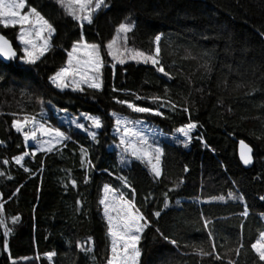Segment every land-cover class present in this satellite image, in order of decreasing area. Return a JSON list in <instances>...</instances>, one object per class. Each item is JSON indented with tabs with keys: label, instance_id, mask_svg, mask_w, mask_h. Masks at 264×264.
I'll return each mask as SVG.
<instances>
[{
	"label": "trees",
	"instance_id": "obj_1",
	"mask_svg": "<svg viewBox=\"0 0 264 264\" xmlns=\"http://www.w3.org/2000/svg\"><path fill=\"white\" fill-rule=\"evenodd\" d=\"M26 2L57 31L53 48L35 65L0 61V172L5 173L0 176V219L10 230L5 236L0 226V264H107L111 240L99 204L105 185L134 199L150 222L140 239L139 264H227L228 259L259 264L250 245L264 231V0H106L109 7L83 29L86 41L102 45L103 88L83 92L60 91L49 80L66 64L67 51L81 29L54 0ZM121 22L135 25L128 33L132 49L154 54L155 36H161L160 63L172 79L148 64L112 67L103 45ZM0 32L18 50V30L0 27ZM206 62L210 71L202 67ZM137 95L142 99L136 100ZM156 96L177 108H161L164 115L155 116L133 113L115 102L155 109L158 104L151 98ZM37 98H43V110L96 115L103 127L93 141L86 132L61 125L71 136L66 147L25 157L22 164L30 169L25 172L15 158L28 149L12 122L39 113ZM112 113L143 120L166 134L190 121L197 128L187 147L163 140L162 175L156 179L145 163H119L112 147L118 142L112 134ZM240 141L253 151L249 169L238 156ZM81 148L88 149L94 168L81 166ZM73 180L76 187L71 186ZM156 211L161 212L159 218L153 215ZM204 219L211 221L208 229ZM165 237L176 239L178 246ZM240 242L243 248L237 256L234 250ZM78 244L92 250L81 251ZM200 247L213 254L196 255ZM50 253L55 255L49 258ZM215 254L223 259L215 260Z\"/></svg>",
	"mask_w": 264,
	"mask_h": 264
},
{
	"label": "snow or ice",
	"instance_id": "obj_2",
	"mask_svg": "<svg viewBox=\"0 0 264 264\" xmlns=\"http://www.w3.org/2000/svg\"><path fill=\"white\" fill-rule=\"evenodd\" d=\"M55 3L63 9L64 13L71 17L76 22L81 32L78 38L72 42L70 50L67 51L66 64L55 71L50 77V83L60 91L69 89L73 92H83L85 86L88 89L101 91L103 88L102 70L105 67L104 56L102 55V45L95 42H88L84 39L83 29L85 24L92 25L94 16L102 9L109 7L106 0H55ZM27 8V11L25 9ZM0 27L18 28V41L22 45L20 51L22 55H18L12 43L2 34H0V57L9 61L18 60L24 65H35L41 57L53 48L52 37L56 34L54 25L46 19L35 7L27 4L26 0H0ZM135 25L129 22H121L115 29L116 35L107 44L103 45L107 50V55L116 64L123 65L129 59L137 63L151 64L157 72L162 73L165 77L172 79L169 72L165 71L160 63V41L161 36H155L156 47L154 54L145 53L144 51L130 49L127 47L128 33H131ZM207 38V37H204ZM119 41V44H118ZM208 55L207 52L204 53ZM194 58V57H193ZM206 70L210 71L209 63L202 65ZM2 79V77H0ZM116 91V89H114ZM167 89H165V94ZM136 100L142 99L140 96L135 97ZM151 101L157 103V108L138 106L137 104L117 99L118 104H125L133 113H148L155 116H163L161 108L170 107L175 110L177 104L164 97H152ZM37 103L41 105L40 112L36 115H24L22 120L14 119L12 128L23 136L25 142L34 141L36 143V151L44 153H52L54 150H59V146H65V141L71 140V136L67 135L59 128H53L47 125L43 120V98H37ZM51 104V101L48 102ZM184 112H188L187 107H183ZM66 113V109L59 110ZM83 119L89 124L88 136L93 141H96V132L90 129H101L103 127L102 119L96 115L82 114ZM40 116L41 119H37ZM115 121V131L119 134V146L122 148V153L119 163L127 165L131 157L142 163H146L154 178L159 179L162 175L161 157L163 149L160 147L156 138L159 136V129L153 131V141L150 143L148 136L144 132V121L131 120L127 117L119 116L117 113H112ZM70 125H74L77 129H85V124L79 123L76 118H65ZM28 128L27 131L25 129ZM197 128V123L188 122L186 125L178 128L176 131L183 137L182 143L184 147L188 146L192 136L191 133ZM37 133L42 137L38 139ZM240 159L245 165L252 163V149L248 145L241 142ZM33 155L35 152L32 153ZM29 155L25 152L23 155L15 158V163L21 165L25 172L30 169L22 164L24 157ZM8 163L7 160L4 161ZM85 164L88 168H94L91 160L88 158V149L81 148V166ZM185 171L187 169L185 168ZM5 175L0 172V176ZM11 178V177H9ZM123 186L129 187L127 179L120 177ZM71 186L76 187V182L71 181ZM114 189L109 185L103 188L104 196L99 200V204L103 206V215L107 221V234L111 238L110 257L107 259V264H137L141 252L138 248V243L144 229L150 226L147 217L140 212L136 207L134 199H125L124 194L113 195ZM166 195V194H165ZM112 196V199H109ZM223 199V197H221ZM168 201L165 199L164 208H167ZM0 213H3V204H0ZM156 218L161 215L160 211L153 213ZM247 216V209L242 213ZM19 218L13 219L12 223H16ZM210 220L204 219L203 226L208 229ZM0 226H4V235H10V230L5 226V221L0 219ZM158 231V229H157ZM208 237L212 239L213 233L211 230L207 232ZM168 242L174 246H178L176 239L165 237ZM89 243L91 241L89 240ZM81 251L90 252L92 249H87L77 245ZM7 244L5 243V248ZM251 249L258 258L259 264H264V231H259L258 239L251 243ZM243 248V243L234 250L239 256L240 250ZM213 252L215 244H212ZM200 257L209 256L213 253L206 252L202 247L195 252ZM55 255L50 253L49 258ZM214 259L220 261L223 257L220 254H215ZM227 264H236L235 261L228 259Z\"/></svg>",
	"mask_w": 264,
	"mask_h": 264
},
{
	"label": "rangeland",
	"instance_id": "obj_3",
	"mask_svg": "<svg viewBox=\"0 0 264 264\" xmlns=\"http://www.w3.org/2000/svg\"><path fill=\"white\" fill-rule=\"evenodd\" d=\"M55 1V0H54ZM25 11H27V8L25 9ZM100 12V11H99ZM98 12V13H99ZM97 13V14H98ZM96 14V15H97ZM95 15V16H96ZM94 16V17H95ZM11 28V27H10ZM17 30H18V28H16ZM53 38V37H52ZM85 39V38H84ZM118 44H119V41H118ZM17 45H18V50L20 51V49L22 48V45H20L19 44V41H18V35H17ZM127 47L128 48H130L128 45H127ZM130 49H132V48H130ZM20 53H21V55H22V52L20 51ZM48 53V52H47ZM46 53V54H47ZM42 58V57H41ZM111 58V57H110ZM131 62H134V63H137L136 61H133V60H131V59H129L125 64H127V63H131ZM114 63V62H113ZM143 64V63H142ZM116 65H120V64H116ZM124 65V64H123ZM148 65H151V64H148ZM84 89H87V87L85 86V88ZM65 90H70V88L69 89H65ZM60 109H56V108H50V109H44L43 110V120H45L46 122H47V125L48 126H51V127H53V128H59L61 131H64L65 132V130H63L62 128H60V126L61 125H64L65 127H66V129L67 130H74V129H77V128H75V126L74 125H70L68 122H67V120L65 119L66 117L67 118H69V119H71V118H76L77 119V121L79 122V123H83V124H85V129H83V130H81V129H79V130H81V131H84V132H86L87 134H88V131H89V124H88V122L87 121H85L84 119H83V115L82 114H85V113H81V114H74V113H70V112H66V113H62V112H60L59 111ZM138 114H141V113H138ZM119 116H122V115H119ZM113 117V116H112ZM122 117H127V116H122ZM22 118L23 117H21L19 120H22ZM114 118V117H113ZM128 119H131V118H129V117H127ZM37 119H41V117L40 116H37ZM52 120H56L55 122H52ZM131 120H137V119H131ZM138 120H140V119H138ZM141 121H143V120H141ZM57 122V125L59 126H57L55 123ZM115 127H116V125H115ZM143 128H144V132H145V134L148 136V138H149V142L151 143L152 141H153V135H152V133H153V131L154 130H156V129H159L158 127H156L155 125H152V124H149V123H147V122H145L144 121V126H143ZM28 130V128H26L25 129V131H27ZM91 131H94V132H96V134H97V132H98V130L97 129H90ZM100 130V129H99ZM195 131H196V129L191 133V136H193V134L195 133ZM66 133V132H65ZM67 134V133H66ZM117 139H118V142L116 143V144H114L112 147L114 148V149H116L117 150V152H118V156H119V159H120V157H121V153H122V148L119 146V134H117L116 133V131H115V128H114V130H113V133H112ZM37 136H38V139H41L42 137L40 136V134L39 133H37ZM165 139H170V140H175V141H178V142H182V140H183V137L176 131L174 134H166V133H164V132H162L160 129H159V136L156 138V140H157V142L159 143V145H160V147H162V144H163V140H165ZM26 146H27V149H28V151H27V153H29V155H27V156H25V157H28V156H34L35 154H37V153H39V151H36L35 149H36V143L34 142V141H28V142H26ZM33 152H35V154L33 155L32 153ZM24 157V158H25ZM128 159H129V161L131 162L132 160H135V159H133V158H131V157H128ZM23 162V161H22ZM129 162V163H130ZM128 163V164H129ZM146 164V163H145ZM147 165V164H146ZM147 167H148V165H147ZM148 169H149V167H148ZM161 169H162V157H161ZM120 193L119 192H117L116 190L114 191V193H113V195H119ZM105 194H104V192H103V196H104ZM109 199H112V196H109ZM263 219H264V216H263ZM141 236H142V234H141ZM140 239H141V237H140ZM110 240H111V238H110ZM139 243H140V240H139ZM139 243H138V248H139ZM140 258H141V255L139 256V258H138V261H137V264H139V261H140Z\"/></svg>",
	"mask_w": 264,
	"mask_h": 264
},
{
	"label": "water",
	"instance_id": "obj_4",
	"mask_svg": "<svg viewBox=\"0 0 264 264\" xmlns=\"http://www.w3.org/2000/svg\"><path fill=\"white\" fill-rule=\"evenodd\" d=\"M193 1H204V0H193ZM0 34H2L1 32H0ZM2 35H4V34H2ZM5 36V35H4ZM6 37V36H5ZM7 38V37H6ZM8 39V38H7ZM11 43H12V46H13V48L14 49H16L17 50V48H16V46L14 45V43L10 40V39H8ZM17 52H18V50H17ZM18 55H19V52H18ZM0 61H2L3 63H5V64H8L10 61L9 60H7V59H5V58H3V57H0ZM241 142H243L244 144H246V145H248L246 142H244V141H240L239 142V146H238V156H239V158H240V153H241ZM248 147H250L249 145H248ZM251 148V147H250ZM252 149V148H251ZM251 155H252V163L251 164H249V165H245L244 163H243V161L240 159V161H241V163H242V165L244 166V168H246V169H249V168H251V166L253 165V151H252V153H251Z\"/></svg>",
	"mask_w": 264,
	"mask_h": 264
}]
</instances>
